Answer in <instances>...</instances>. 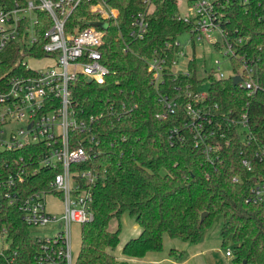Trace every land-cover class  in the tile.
I'll list each match as a JSON object with an SVG mask.
<instances>
[{
	"label": "trees",
	"instance_id": "obj_1",
	"mask_svg": "<svg viewBox=\"0 0 264 264\" xmlns=\"http://www.w3.org/2000/svg\"><path fill=\"white\" fill-rule=\"evenodd\" d=\"M1 1L9 7L13 4V0ZM98 1L81 0L67 17L66 31L77 25L81 29L93 25L98 17L90 7ZM104 1L117 11V18L106 22L99 48L108 73L102 84L78 77L72 85L77 119L101 115L92 124L95 142L89 144L90 151L86 148L88 158L70 166L73 173L89 170L97 176L93 184L85 186L91 194L93 217L80 225V247L74 264H128L109 252L120 240V226L110 231L109 223L124 213L140 228L138 236L122 246L125 257L143 258L149 252L162 251L164 235L197 244L219 217L221 246L230 248L231 264H264V199H251L255 182H264V161L252 160L253 154L264 147V91L248 96L245 90L232 85L231 78L207 76L208 96L201 104L209 111L214 140L222 144L212 153L210 162L183 128L189 101L185 91H196L204 79L195 77L194 59L187 66L189 76H174L171 68L177 51L173 43L193 28V21L178 17L176 0ZM217 2V11L225 20L220 26L231 36L243 37L234 51L253 60L250 65L264 88V0ZM139 13L145 14L147 30L142 39H134L129 33L133 17ZM36 18V42L31 47L10 43L0 52V90L9 77L28 73L20 66L23 58L45 56L43 35L51 22L45 12L37 11ZM25 25L23 20L20 35ZM154 59L164 60L162 81L156 86L151 83L148 66ZM231 61L233 69L238 70L242 60ZM162 96L175 103L173 113L165 118L158 117L166 112L159 100ZM243 113L251 136L245 141L229 124ZM220 132L230 140L229 145L219 138ZM80 137L77 135L75 140ZM43 150L31 145L12 153L0 152V232L5 231L8 250L16 252V264H40L38 245L16 207L1 199V181L19 168L27 172L30 167L37 169ZM19 156L24 162L14 164L13 158ZM244 159L251 163L250 170L243 166ZM57 172L40 168L17 184L14 192L26 197L46 191ZM233 178L238 181L233 182ZM170 254L175 255L174 251Z\"/></svg>",
	"mask_w": 264,
	"mask_h": 264
},
{
	"label": "built area",
	"instance_id": "obj_2",
	"mask_svg": "<svg viewBox=\"0 0 264 264\" xmlns=\"http://www.w3.org/2000/svg\"><path fill=\"white\" fill-rule=\"evenodd\" d=\"M81 0H13L12 6H7L0 0V52L10 43H20L24 47H31L36 38L34 25L37 23L36 12H45L50 18L51 26L45 31L43 38L46 41L42 50L45 56L42 59L25 57L20 66L28 71L27 74L13 75L4 82L0 90V152H16L26 146L36 145L44 148L38 162L37 169L30 167L11 171L6 179L1 181V199H7L9 204L16 207L21 219L29 226L44 227L48 224H58L59 231L52 238L42 240L33 239L38 245L37 259L40 264H74L72 256V225L79 226L92 220L90 210L91 194L85 186L93 184L97 176L91 171L72 172L70 166L84 162L88 158V151L95 142L92 134V124L101 117L90 116L87 120L77 119L73 106L72 85L78 77L86 81L102 84L108 71L101 63L99 48L105 34L103 29L89 25L85 28L75 26L71 31H66V20L71 11ZM149 3V0H143ZM218 0H190L192 18L180 17L184 21L192 20L193 28L190 41L208 39L209 34L217 30L225 47L224 55L231 60H242L238 70L232 68L229 75L222 72L212 74L215 79H227L238 76L236 86L252 96L258 90L264 91L259 85L258 77L250 63L253 60L242 57L235 52L234 46L241 44L243 37L231 36L220 24L224 22L222 14L217 11L220 5ZM228 1V0H226ZM246 2L247 0H240ZM90 12L98 17L96 22L103 23L117 18V11L111 8L104 0H99L90 7ZM264 19V14L261 15ZM26 20L25 28L20 35V23ZM95 23V22H94ZM132 29L129 36L142 39L147 30L145 14L139 13L133 17ZM209 40V39H208ZM220 49L218 42L212 44ZM177 48L171 62L172 73L189 76L187 66L193 61L194 56L187 60L181 68L178 59L185 57L179 43L174 41ZM49 60L50 67L32 68L25 60ZM249 59V60H248ZM164 60L148 62L151 73V83L157 85L162 81ZM215 64H219L215 61ZM215 75V76H214ZM207 92L197 90L185 91L189 100L185 105V120L183 128L188 132L194 145L210 162L213 161L212 153L222 148L218 140H214L215 131L209 111L201 104L207 100ZM160 102L166 109L164 114L158 115L165 118L167 113H173L175 103L167 97H160ZM199 105V106H198ZM215 106V105H214ZM16 123L24 124L23 129L16 131L6 129ZM231 126L236 127L240 133L241 141L250 139L247 115L243 113L239 119H231ZM220 128L219 125H216ZM173 133H178L173 130ZM80 135V139L75 137ZM224 145H229L224 133H219ZM88 143V144H87ZM253 161H264V147L253 154ZM13 163L24 162L23 156L13 158ZM247 170L251 169L249 160L242 161ZM40 168L54 169L58 172L48 182L46 191L35 192L26 197H21L14 192L17 184L24 181L28 174H35ZM233 178V182H237ZM80 182L84 186H81ZM13 190V192H9ZM51 195L53 200L60 203V211L47 210L46 196ZM251 199L261 201L264 199V182L257 181L251 189ZM0 264H16V252L9 251L5 231L0 232ZM225 256L232 258L230 249L225 250Z\"/></svg>",
	"mask_w": 264,
	"mask_h": 264
},
{
	"label": "rangeland",
	"instance_id": "obj_3",
	"mask_svg": "<svg viewBox=\"0 0 264 264\" xmlns=\"http://www.w3.org/2000/svg\"><path fill=\"white\" fill-rule=\"evenodd\" d=\"M177 1V15L180 17L192 18L193 14L191 11V2L190 0H176ZM213 1V0H208ZM99 23V22H95ZM209 39V40H208ZM208 39L202 38L199 41L195 39L190 41V33H184L177 37V42L180 45V48L185 53V57H180L178 59V65L183 68L187 60L194 56V69L195 77L197 79L203 78L204 80L200 82L196 90L201 93H206L209 87V81L207 76L210 73L215 74L222 72L224 75H229L232 72L233 64L232 61L224 55L225 47L223 46V41L220 33L217 30L212 31L209 34ZM218 42L220 49L218 50L212 44L213 42ZM193 54V55H192ZM29 67L38 69L44 68L45 66L50 67L52 64L49 60L34 61L31 59L25 60ZM215 61H218L219 64H215ZM215 76V75H214ZM24 124L16 123L13 127L6 129L16 131L18 129H23ZM47 210L50 211H60V203L56 200H53L51 195L46 196ZM134 220L131 219L126 213L122 214L119 219H112L109 223L108 229L110 231H115L117 226H120L119 239L120 242L129 238V234L132 232V225ZM221 219L218 217L213 221V224L208 232L209 239L215 242V245L218 246V250L213 252L214 257L217 259L219 264H226L225 248L220 245V228H221ZM59 231L58 224H48L44 227L31 226L29 228L30 237L32 239L42 240L44 238H52ZM1 243V240H0ZM167 238H165V249L169 250L173 248L172 245H167ZM80 247V226L78 224L72 225V256L76 257ZM116 249V248H115ZM113 249V250H115ZM230 249V248H229ZM112 250V251H113ZM161 252V251H160ZM230 258V257H229ZM232 259V258H230Z\"/></svg>",
	"mask_w": 264,
	"mask_h": 264
},
{
	"label": "crops",
	"instance_id": "obj_4",
	"mask_svg": "<svg viewBox=\"0 0 264 264\" xmlns=\"http://www.w3.org/2000/svg\"><path fill=\"white\" fill-rule=\"evenodd\" d=\"M209 230L204 233L202 239L197 244L182 242L164 235L161 252H149L143 258H128L122 255L121 250L126 241L136 238L140 233V228L134 222L132 225V232L128 236L129 238H126V240L122 242L119 240L116 249L113 251L109 250V252L115 259L125 261L128 264H219L213 255V252L218 250V246L215 245L214 241L209 239ZM165 238H167L168 242L166 244L172 245L173 248L169 250L165 249ZM170 251H174L175 255H171ZM179 253H182L181 257H178ZM227 258L226 264H231V257Z\"/></svg>",
	"mask_w": 264,
	"mask_h": 264
},
{
	"label": "water",
	"instance_id": "obj_5",
	"mask_svg": "<svg viewBox=\"0 0 264 264\" xmlns=\"http://www.w3.org/2000/svg\"><path fill=\"white\" fill-rule=\"evenodd\" d=\"M93 26L98 27L99 29H105L106 26L103 23H92ZM240 78L238 76H235L231 79L232 85L236 86L237 82H239ZM205 213L202 214V216H204Z\"/></svg>",
	"mask_w": 264,
	"mask_h": 264
}]
</instances>
